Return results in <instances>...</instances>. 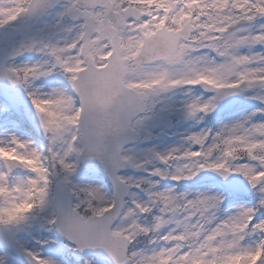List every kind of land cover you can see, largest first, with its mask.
Listing matches in <instances>:
<instances>
[{
  "label": "snow or ice",
  "instance_id": "1",
  "mask_svg": "<svg viewBox=\"0 0 264 264\" xmlns=\"http://www.w3.org/2000/svg\"><path fill=\"white\" fill-rule=\"evenodd\" d=\"M0 264H264V0H0Z\"/></svg>",
  "mask_w": 264,
  "mask_h": 264
}]
</instances>
